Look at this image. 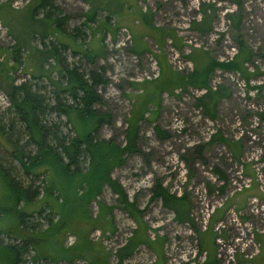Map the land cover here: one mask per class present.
Wrapping results in <instances>:
<instances>
[{
    "label": "rangeland",
    "instance_id": "374dc122",
    "mask_svg": "<svg viewBox=\"0 0 264 264\" xmlns=\"http://www.w3.org/2000/svg\"><path fill=\"white\" fill-rule=\"evenodd\" d=\"M119 1L105 3L115 9ZM28 2L10 0V6L19 8ZM51 2L59 16H65L62 30L76 27L74 43L93 51L89 59L64 52V60L85 72L97 70L103 81L94 86L101 102L93 107L107 115V122L99 124L93 137L122 148L127 144L126 135L132 129L135 132L129 152L120 153L109 177L133 205L137 220L101 185L99 194L86 202V214L94 221L71 222L46 242L35 241L38 245L34 248L28 244L17 264H250L246 256L253 252L254 244L259 252L258 236L264 233V124L257 120V113L264 112V87L252 95L246 92L264 84V0H131L121 16L113 18L106 15L107 10H97L92 22L83 16L89 8L86 0ZM205 4L214 8L211 30L199 34L188 25L200 19L198 11ZM138 10L144 12L147 27L135 19ZM226 13L238 16V31L226 24ZM235 34L258 53L243 63L249 66L247 72L254 73L245 83L237 72L242 83L236 85L231 78L217 75L218 69L211 72L209 84L219 82L231 92L217 101L211 118L193 103L199 91L172 84L193 67L189 54L196 64L203 62V53L216 61L232 58ZM36 41L33 44L37 45ZM11 42L0 25V48ZM11 77L14 84L29 82V76L19 68ZM49 89L37 93L47 96ZM4 91L0 82V171L25 184L27 178L12 159L13 147L4 140L5 127L13 118ZM142 107L144 111L134 121ZM49 119L64 122L53 113ZM59 128L60 133L71 136L69 126ZM211 132L230 146L209 143ZM21 144L23 139H18L14 147ZM23 149L31 147L23 145ZM38 180L32 178L33 184H41ZM156 181L161 189L182 197L188 221L177 222L174 213L151 197ZM7 197L0 177V209H4L0 212V242L18 245L19 236L6 231L12 227L6 214ZM99 212L103 217H97ZM45 217L54 220L53 215L46 216V209L39 216L30 214L23 225L32 228L20 233L29 239L38 234L47 223ZM131 236L141 240L130 256L117 262L116 250ZM73 244V251H68ZM35 253L38 260L31 257Z\"/></svg>",
    "mask_w": 264,
    "mask_h": 264
},
{
    "label": "trees",
    "instance_id": "16d2710c",
    "mask_svg": "<svg viewBox=\"0 0 264 264\" xmlns=\"http://www.w3.org/2000/svg\"><path fill=\"white\" fill-rule=\"evenodd\" d=\"M106 1L86 0L89 8L83 15L84 19L92 22V15L97 10H107L106 15L109 17L121 16L131 0H120L119 7L115 9L106 4ZM52 4L51 0H29L26 5L21 6L22 8L16 9L10 6V0L0 3V25L6 27L5 34L13 40L7 47L0 48V82L4 84V92L13 113V118H10L5 127L4 140L13 147L11 155L12 159L17 161V170L21 171L24 179L27 178L25 184H22L23 182H20L22 180H15L8 172L0 171L1 183L8 196L6 204L9 206L6 214L12 225L9 228L11 230L6 231L15 232L17 237L19 236L18 245L0 242V264L19 263L23 260L20 255L26 253L28 244L34 248L33 246L38 245L35 241L46 242L47 238L55 236L71 222L94 221L95 219L86 214V202L99 194L101 185L113 192L117 203L137 220V215L132 211L133 205L125 200V194L118 183L109 177L111 169L119 163L120 153L129 152L128 147L133 143L135 133L132 129L133 124H129L131 126L128 130H132L128 131L125 137L127 144L122 148L110 140L93 137V132L99 124L107 122V115L93 107L101 102L94 86L103 81L97 70L88 69L85 72L64 60V52L89 59V53L93 51L80 49L74 43L77 36L76 27L70 28L68 32L62 30L61 25L65 16H59L60 11ZM210 6L207 4L200 6L198 11L200 19L191 20L189 29L199 34L210 32L209 25L214 11ZM36 10L41 12L40 15ZM134 17L147 27L148 20L144 17L143 11L138 10ZM224 17L228 21V26L238 31V16L226 13ZM159 35L161 38L162 35ZM239 36L238 34L233 36L237 44L236 51L227 61L219 62L203 53V62L196 64V59L189 54L187 57L193 67L182 76L178 75L177 82L172 84L182 90L187 87L202 90V93L194 97L193 103L208 117L214 116L213 108L217 101L228 98L231 93L220 84L210 88V74L213 70L236 71L245 83L254 73V70L247 72L243 63H248V60L258 53L251 51ZM48 37H52V41L45 42ZM35 39L38 46L33 44ZM17 68L29 76L28 84L12 82L11 74ZM47 87L50 88L46 91L47 96L37 93ZM263 87L264 84H257L249 88L259 91ZM142 111L143 107L136 112L134 121L139 118ZM50 113L60 115L64 122L51 121ZM257 115V120L264 122V112L259 111ZM59 126H69L71 136L60 133ZM1 128L0 125V133ZM154 129L159 132L155 127ZM207 138L209 143L222 142L230 146L225 138L215 132L210 133ZM18 139H23V144L21 147L18 145L14 147ZM23 145L31 149L24 150ZM19 148L23 149L22 152ZM218 175L220 179L223 178L221 174ZM30 177L39 178L41 184H33ZM151 190V197H156L161 201L162 208L174 213L177 222L188 221L181 196H174L166 189H161L158 181L153 184ZM44 209L46 216L53 215L54 220L45 217L47 223L43 230L35 233L36 235L33 234L30 239L21 234L20 232H26L24 228H32L31 225L28 227L23 225L27 221L26 218L33 213L39 216ZM2 211L4 212V209H0L1 213ZM1 213L0 218L3 215ZM97 217L103 216L99 212ZM140 240V236L128 237L125 244L116 250L117 262L130 256ZM84 245H87V241H84ZM74 248L75 244L67 249L72 252ZM37 252L40 255V249ZM34 255L35 257L31 256L32 259L40 258L37 253Z\"/></svg>",
    "mask_w": 264,
    "mask_h": 264
},
{
    "label": "built area",
    "instance_id": "2783aa9c",
    "mask_svg": "<svg viewBox=\"0 0 264 264\" xmlns=\"http://www.w3.org/2000/svg\"><path fill=\"white\" fill-rule=\"evenodd\" d=\"M227 21V20H226ZM226 24H228V21H227V23ZM232 49V53H233V48H231ZM230 58V57H229ZM227 60H229V59H223V60H218V61H227ZM247 63V62H246ZM245 64V63H244ZM245 67V69H246V71L247 70H250L249 69V66L248 65H245L244 66ZM252 70V69H251ZM217 72V75H223V76H225V77H228V79L229 78H231V80H234L235 81V83H236V85H241V83H242V80L240 81L239 79H238V77H237V72L236 71H227V70H222V69H218V70H216ZM218 84H219V82H218ZM218 84H215V85H218ZM215 85H211V84H209V86H210V88L212 89V88H214L215 87ZM221 85V84H220ZM196 91H199L200 93H202L203 91L202 90H196ZM251 91V92H250ZM253 91H256V89H249V91H247L246 93H249L250 95H252V92ZM254 93V92H253ZM260 122H262V121H260ZM263 124H264V122H262ZM212 133V132H211ZM263 208H264V203H263ZM254 246V250H253V252H251L250 254H247V256H246V258L247 259H252V256H254L255 254H256V252L258 251V246H257V244H254L253 245ZM250 264H254L253 262H251L250 261Z\"/></svg>",
    "mask_w": 264,
    "mask_h": 264
},
{
    "label": "crops",
    "instance_id": "0c3cea01",
    "mask_svg": "<svg viewBox=\"0 0 264 264\" xmlns=\"http://www.w3.org/2000/svg\"><path fill=\"white\" fill-rule=\"evenodd\" d=\"M1 3V2H0ZM22 8V7H21ZM18 9V8H16ZM6 25V23H5ZM6 30V27L3 26ZM8 37V36H7ZM258 241H259V252H257L251 259V262L254 264H264V233L260 234L258 236Z\"/></svg>",
    "mask_w": 264,
    "mask_h": 264
}]
</instances>
